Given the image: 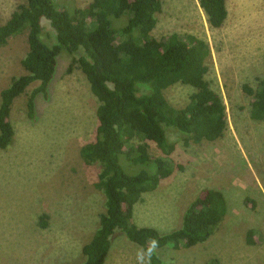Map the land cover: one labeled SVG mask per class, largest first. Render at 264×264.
Returning a JSON list of instances; mask_svg holds the SVG:
<instances>
[{
	"label": "rangeland",
	"instance_id": "rangeland-1",
	"mask_svg": "<svg viewBox=\"0 0 264 264\" xmlns=\"http://www.w3.org/2000/svg\"><path fill=\"white\" fill-rule=\"evenodd\" d=\"M24 1L0 0V25ZM161 1L154 36L178 32L209 43L207 79L226 107L228 126L217 140L198 144L169 133L176 143L170 155L176 169L135 205L133 220L161 233L175 230L199 192L217 188L228 202L220 227L202 244L158 249L164 264H264V120L252 119V99L243 89L264 79V0H226L228 18L218 29L209 27L199 0ZM61 2L73 9L92 0ZM44 24L51 31L49 22ZM27 51V33L0 46V93L14 76L26 73ZM68 59H60L51 100L38 97L37 115L29 114L28 102L39 81L11 107L14 141L0 148V264H81L83 246L105 209L104 195L94 185L98 167L80 155L95 139L99 101L80 68L67 71ZM194 92L190 85L175 84L165 95L181 108ZM152 153L160 152L152 147ZM250 229L253 244L247 241ZM112 242L107 264H136L139 245L119 232Z\"/></svg>",
	"mask_w": 264,
	"mask_h": 264
},
{
	"label": "trees",
	"instance_id": "trees-1",
	"mask_svg": "<svg viewBox=\"0 0 264 264\" xmlns=\"http://www.w3.org/2000/svg\"><path fill=\"white\" fill-rule=\"evenodd\" d=\"M199 4L211 29L223 27L229 14L226 0ZM162 10L161 0H92L73 9L61 0H25L0 25V46L24 33L28 43L22 60L26 73L14 76L0 93V148L14 141L9 121L14 100L39 81L28 102L29 114L35 116L36 110L37 115L38 97L51 100L62 57L69 58L68 72L74 67L82 70L99 101L95 139L80 155L86 164L98 167L94 185L104 195L105 209L83 246L81 264H107L118 232L141 248L153 238L159 241L158 249L202 244L228 213L224 191L204 188L186 208L180 228L161 233L133 220L135 205L176 169L170 158L176 143L169 133H177L185 144H198L217 140L228 126L226 107L207 79L209 43L178 32L155 37ZM175 84L195 88L185 107H175L165 95ZM243 89L252 99V119L264 120V79L257 87L245 83ZM152 147L160 153L153 154ZM42 222L46 227L47 217ZM254 234L248 230V243H254ZM151 264H164L158 251Z\"/></svg>",
	"mask_w": 264,
	"mask_h": 264
},
{
	"label": "clouds",
	"instance_id": "clouds-1",
	"mask_svg": "<svg viewBox=\"0 0 264 264\" xmlns=\"http://www.w3.org/2000/svg\"><path fill=\"white\" fill-rule=\"evenodd\" d=\"M159 247V241L151 239L147 247L137 250L136 264H151L152 256L156 254Z\"/></svg>",
	"mask_w": 264,
	"mask_h": 264
}]
</instances>
